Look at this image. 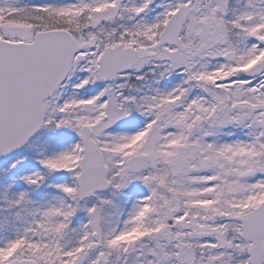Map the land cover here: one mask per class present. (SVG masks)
<instances>
[{"label": "snow or ice", "instance_id": "snow-or-ice-1", "mask_svg": "<svg viewBox=\"0 0 264 264\" xmlns=\"http://www.w3.org/2000/svg\"><path fill=\"white\" fill-rule=\"evenodd\" d=\"M0 264H264V0H0Z\"/></svg>", "mask_w": 264, "mask_h": 264}]
</instances>
